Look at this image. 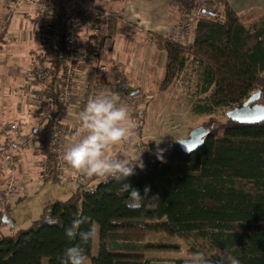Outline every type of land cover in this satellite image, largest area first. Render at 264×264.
Returning a JSON list of instances; mask_svg holds the SVG:
<instances>
[{"label": "trees", "instance_id": "trees-1", "mask_svg": "<svg viewBox=\"0 0 264 264\" xmlns=\"http://www.w3.org/2000/svg\"><path fill=\"white\" fill-rule=\"evenodd\" d=\"M46 1L49 17L38 20L35 27L40 33L35 57L46 78L34 92L48 89L51 111L44 116L42 126L31 127L39 137L37 155L43 159L38 176L57 182L74 180L75 186L67 198L44 205L27 227L0 235V264H60L70 246L64 230L77 216L91 217L97 225L95 255H90L92 242L84 245L88 264H159L143 256L146 250H181L190 255L203 252L215 264H221L220 257L230 253L240 264H264V119L242 123L225 115L227 108L259 89L258 101L264 103V9L236 12L228 0H206L217 15L197 20L192 41L176 42L151 32L155 47L164 53L159 91L177 81L189 58L201 66L195 94L203 96L190 110L206 116L198 125H207L209 130L201 145L189 152L182 151L175 141L157 146L141 139L132 146L138 155L122 149L111 153L116 157L126 153L133 162L141 156L144 168L136 167V174L127 182L141 195L146 186L159 195L158 200L132 210L124 202L127 194L117 195L118 182L88 176L82 179L75 170L70 171L69 179L59 177L50 129L61 107L57 96L64 82L63 36L68 31L61 7L69 0H55L56 7L49 6L51 0ZM112 1L122 5L126 0ZM195 1L170 0L168 10L190 13ZM105 5L103 2L95 8L101 10ZM81 17L91 19L92 14ZM117 21H111L108 36ZM4 39L2 27L0 45ZM23 133L22 137H27ZM9 148L10 143L3 141L0 153ZM159 152L163 161L157 158ZM180 164L187 170L174 171ZM14 195L0 205V221L2 210ZM188 262V258L177 257L172 264Z\"/></svg>", "mask_w": 264, "mask_h": 264}, {"label": "rangeland", "instance_id": "rangeland-1", "mask_svg": "<svg viewBox=\"0 0 264 264\" xmlns=\"http://www.w3.org/2000/svg\"><path fill=\"white\" fill-rule=\"evenodd\" d=\"M8 4L6 12L10 10L11 16L9 22L6 23L5 41L0 47V61H4V64H0V127L3 123L16 121L21 126V133L22 131L24 135L27 133L29 139L37 136L31 131V126L40 127L45 121L43 114L36 106L33 94L26 88L23 77L19 73L21 68L30 64L40 48L38 33L34 27L36 9L22 2L16 4L14 8L12 2ZM108 6L119 7L117 5ZM29 17L33 19H29ZM141 45L144 47V42L141 41ZM142 46L138 52L132 51V48L127 50L122 47L118 64L130 83L136 84L139 81L144 92L153 93V102L156 105H160L162 102L166 103L164 111L158 112L155 109V116L148 126L151 131L148 130L145 134H141L144 135L143 140H151L157 146L165 145L170 141H176L178 137L186 136L193 126L198 125L206 118L205 115L196 114L190 110L191 104L203 96L195 94L201 66L197 61L189 58L177 81L167 90L159 91L157 84L162 76L163 61L160 66L157 65L153 59L154 51L150 52L148 60H145ZM145 61L148 64L146 71L142 70ZM8 70L15 75L8 76L6 74ZM27 109H29V114H27ZM218 135H221V132ZM6 138L7 135H4L0 130V144L6 141ZM132 142L134 146L135 143ZM35 145L36 142L33 140L28 148L22 149L21 152H24L25 155L18 156L20 160L16 164L8 165L10 168L4 165L0 170L4 174V181L0 182V188L10 178H13L14 183L18 184L16 196L9 199L8 206L2 210L4 219L10 220L11 223L1 219L0 235L13 234L17 229L27 227L39 215L44 205L55 199L67 198L74 189V180L57 182L39 178V166L35 164L38 158ZM115 146L121 147L122 150L133 156L139 153L132 149L130 141ZM115 146L111 149L112 151L115 150ZM186 170L187 168L183 164L174 167L176 172ZM20 184H24V188H21ZM17 196L20 198L16 200ZM96 246L97 236L91 243L90 255H95ZM142 254L156 259L159 264H172L173 259L177 257H185L190 260L192 256L181 250H146Z\"/></svg>", "mask_w": 264, "mask_h": 264}, {"label": "built area", "instance_id": "built-area-1", "mask_svg": "<svg viewBox=\"0 0 264 264\" xmlns=\"http://www.w3.org/2000/svg\"><path fill=\"white\" fill-rule=\"evenodd\" d=\"M12 2L13 8L22 2L35 7V26L38 20L47 19L49 11L46 9V0H7ZM96 0H69L62 3L61 9L65 13L68 26L67 33L63 36V46L66 57L62 63L64 82L57 101L61 105L52 121L50 139L54 143L59 177L70 178V171L60 159V155L66 147L70 132L74 133L79 128L77 113L87 103L90 96L100 91L111 90L118 92L121 99L126 102L130 110V118L135 124L134 137L129 140L135 145L144 138L139 134L146 117V106L137 90L129 89L126 78L120 70L116 56H107L104 52V40L108 37L112 20H122V6H106L101 10L95 8ZM49 6L56 7V1L48 2ZM91 13V19H82L81 15ZM217 15L214 8L209 7L206 0H196L195 6L190 13L175 15L171 25L167 28L165 36L176 42L188 43L193 38V28L201 17L213 19ZM38 33V32H37ZM40 37V33H38ZM20 75L23 77L26 88L33 94L36 106L43 116L51 111L50 93L46 87L42 91L39 86L46 78L43 65L34 57L28 66L21 68ZM21 126L13 121L1 124L0 130L7 135L6 142L10 148L0 153V170L4 165L16 164L22 154V149L28 148L30 142H36L39 137H22ZM12 139H14L12 141ZM36 165L41 166L43 159L38 156ZM82 179L86 175L75 170ZM24 188V185H20ZM17 183L11 178L9 182L0 188V205L2 202L15 194Z\"/></svg>", "mask_w": 264, "mask_h": 264}, {"label": "clouds", "instance_id": "clouds-1", "mask_svg": "<svg viewBox=\"0 0 264 264\" xmlns=\"http://www.w3.org/2000/svg\"><path fill=\"white\" fill-rule=\"evenodd\" d=\"M77 118L79 128L60 155L63 163L88 177L120 183L117 195L127 194L124 202L132 210H138L145 202L150 204L158 200L159 195L152 194L150 186H146L141 195L138 189L127 182L136 174V167L144 168L141 156L133 162L126 153L120 157L111 155L113 146L126 142L135 135V124L130 118L129 106L121 99L120 94L107 90L90 96L77 113ZM157 158L163 161V153L159 152ZM85 225L88 226L86 229ZM64 234L70 246L60 257V264H87L88 256L84 245L96 239V223L91 217L77 216L65 228ZM220 260L221 264H240L230 253L222 255ZM188 264H215V261L205 253L197 252L192 254Z\"/></svg>", "mask_w": 264, "mask_h": 264}, {"label": "crops", "instance_id": "crops-1", "mask_svg": "<svg viewBox=\"0 0 264 264\" xmlns=\"http://www.w3.org/2000/svg\"><path fill=\"white\" fill-rule=\"evenodd\" d=\"M103 2L106 3L105 6H122V20L116 22L113 33L104 40L105 54L107 56H116L118 59V57L120 58V49H122V47L127 48V50L132 48V51L138 52V49L142 46V41L144 42V47L142 46L145 54L144 59L148 60V54L154 51L153 59L157 62V65L160 66L164 58V53L163 51H160L155 47V41L151 37V32L161 35L166 34L167 28L171 25L175 15H177L171 13L168 10L170 0H126L122 5L112 0H96L94 6ZM228 3L230 7L236 12L248 10L250 8L264 9V0H228ZM8 7L9 4L7 0H0V28L3 27L5 31L6 23L9 22V18L11 16L10 10L6 12V8L8 9ZM29 19L33 18L29 17ZM4 41L2 42V44L4 43ZM0 64H4V61H0ZM147 68L148 64L145 61L142 70L146 71ZM6 74L8 76H11V74L15 75L10 70H8ZM126 81H128L127 78ZM136 81H138L137 78ZM128 83L132 88H135V90H137L138 94L145 102L144 104L147 108L145 125L140 130V134H145V132L149 130V122L155 116V109L158 112L164 111L166 103L162 102V104L156 105L153 102V93L151 94L144 92L139 81L136 84L130 83L129 81ZM29 113V109H27V114ZM71 137L73 136H69V139L67 140L65 146H67L71 142ZM128 141H130L132 147V140ZM117 149H121V147L115 146V150ZM115 150H111V153H113ZM3 175L4 174L0 172V182L4 181Z\"/></svg>", "mask_w": 264, "mask_h": 264}, {"label": "water", "instance_id": "water-1", "mask_svg": "<svg viewBox=\"0 0 264 264\" xmlns=\"http://www.w3.org/2000/svg\"><path fill=\"white\" fill-rule=\"evenodd\" d=\"M260 89L247 96L239 104H235L225 110V115L231 120L242 123H254L264 119V103L258 101ZM208 128L204 125L193 126L184 137H178L176 144L184 152H189L201 145L204 135L208 132ZM2 220L11 223L10 220Z\"/></svg>", "mask_w": 264, "mask_h": 264}]
</instances>
